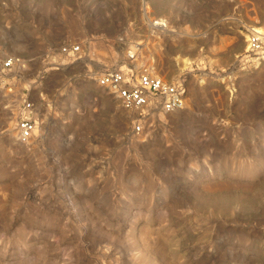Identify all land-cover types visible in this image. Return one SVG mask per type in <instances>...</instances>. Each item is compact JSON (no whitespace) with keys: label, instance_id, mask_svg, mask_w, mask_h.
I'll return each instance as SVG.
<instances>
[{"label":"rangeland","instance_id":"rangeland-1","mask_svg":"<svg viewBox=\"0 0 264 264\" xmlns=\"http://www.w3.org/2000/svg\"><path fill=\"white\" fill-rule=\"evenodd\" d=\"M248 24L264 26V0H0V264H264ZM9 57L25 63L3 70ZM124 67L183 81L184 107L133 133L95 81Z\"/></svg>","mask_w":264,"mask_h":264},{"label":"built area","instance_id":"built-area-1","mask_svg":"<svg viewBox=\"0 0 264 264\" xmlns=\"http://www.w3.org/2000/svg\"><path fill=\"white\" fill-rule=\"evenodd\" d=\"M261 25L248 24L245 28V52L251 59L264 61V31ZM264 27V26H263ZM79 45H63L60 53L77 57ZM18 57H9L2 63L3 70L23 66ZM97 85L110 93L122 109L134 114L132 131L141 134L157 115L181 110L186 101V86L181 80L166 81L148 68L124 67L106 70L95 75ZM37 131L34 106L23 99L15 125L16 137L25 144Z\"/></svg>","mask_w":264,"mask_h":264},{"label":"bare ground","instance_id":"bare-ground-1","mask_svg":"<svg viewBox=\"0 0 264 264\" xmlns=\"http://www.w3.org/2000/svg\"><path fill=\"white\" fill-rule=\"evenodd\" d=\"M156 24H158V25H163V24L160 23V22H158V23H156ZM259 30L264 31V27H263V26L259 27ZM185 64H186V61H183V62H182V65L184 66Z\"/></svg>","mask_w":264,"mask_h":264}]
</instances>
